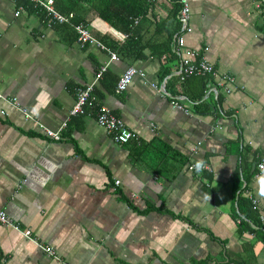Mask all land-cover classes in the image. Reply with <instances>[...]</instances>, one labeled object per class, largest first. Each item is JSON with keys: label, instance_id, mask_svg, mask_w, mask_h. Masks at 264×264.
Returning a JSON list of instances; mask_svg holds the SVG:
<instances>
[{"label": "crops", "instance_id": "1", "mask_svg": "<svg viewBox=\"0 0 264 264\" xmlns=\"http://www.w3.org/2000/svg\"><path fill=\"white\" fill-rule=\"evenodd\" d=\"M23 1L0 0V212L17 227L0 223V264H264V239L236 216L239 199L256 201L261 227L250 226L264 233V0H187L185 47L216 74L183 80L177 59L159 55L179 32L171 0H142L147 11L128 34L82 2L73 24L118 58L98 81L110 54L80 47L72 25L48 26ZM133 34L132 57L105 44ZM127 68L144 77L118 95ZM90 84L139 143H114L94 107L70 115ZM199 94L205 115L192 110Z\"/></svg>", "mask_w": 264, "mask_h": 264}, {"label": "built area", "instance_id": "2", "mask_svg": "<svg viewBox=\"0 0 264 264\" xmlns=\"http://www.w3.org/2000/svg\"><path fill=\"white\" fill-rule=\"evenodd\" d=\"M30 3L33 5L34 9L41 10L45 14V23L48 26L53 25H63V24H70L73 26L75 33L77 35V43L80 47L85 45H93L102 50H106L110 54L109 62L102 65L98 72L96 73L95 81H98L101 76L107 71L110 62L117 61V55L111 51H109L104 45H102L99 41L92 37L88 28L83 23L73 24L74 15L72 13L68 14H61L57 12L54 8L52 0H29ZM178 4L180 5L177 18L180 22V32L173 37L171 43V51L175 55L177 59V67H178V76L180 79H186L192 76L198 77H210L216 74V70L212 64H210L204 56L200 54V52L187 49L185 47V39L184 33L189 31L187 27V23L189 20V7L187 0H178ZM19 11L15 12V16L17 17L20 13ZM133 24L138 23V19H133ZM127 35H120L121 39L126 38ZM136 75L140 77H144V74L140 71H136L134 68H127L119 78L116 87L115 93L120 95L124 91H126L129 83ZM222 81L224 82H232L231 80L227 79L226 77H221ZM94 85L90 84L85 87L78 88L76 90V98L75 104L70 111L71 116H83L85 115L86 107H94L96 109V123L98 127L103 129L112 141L119 145H124L130 141H134L139 143L138 137L136 134L130 130H128L122 120L114 116L108 109L104 106L98 105L96 103V99L93 95ZM226 94L230 93L229 89H226ZM1 98V97H0ZM9 103V101L7 100ZM174 107L178 109H182L178 103H172ZM28 118V117H27ZM42 134L52 140V141H60L61 140V132H53L48 129H42ZM262 164L258 165V168L262 170ZM189 171H196L202 172L208 170V167L204 164H192L188 167ZM115 186H118L120 183L119 181L114 182ZM253 208L255 209L257 206L256 201H252ZM0 223L3 225L12 226L14 229L17 230V227L13 225L6 217L4 212H0ZM23 236L30 240V232L25 231L23 232ZM42 250L49 256L55 257L54 251L49 247H41Z\"/></svg>", "mask_w": 264, "mask_h": 264}, {"label": "trees", "instance_id": "3", "mask_svg": "<svg viewBox=\"0 0 264 264\" xmlns=\"http://www.w3.org/2000/svg\"><path fill=\"white\" fill-rule=\"evenodd\" d=\"M171 1L175 6L173 17L176 18L180 5L178 4V0H171ZM82 2L87 3L92 8L93 13L96 17L100 18L102 21L107 23L115 30H118L119 32L125 34L132 33V30L130 28L132 19L135 17L144 16L145 12L147 11L146 4H144L142 0H55L54 7L58 12L64 15L70 12L78 13L79 9L81 8ZM22 3L26 5L28 3V0H25ZM30 12L35 13L37 16H40L44 21L45 14L41 10L30 9ZM177 22L179 26L178 29L180 32L181 26H180V22L178 21V18H177ZM71 32L73 31L71 30ZM171 37L172 36H170L169 42L163 46L162 50L159 53V55L161 57H164L166 60L169 59L172 60L176 58L171 51V43L173 40V38ZM137 42H138L137 37L135 36V34H133V36L128 37V39H126L123 44H115V43H105V44H107L108 47L114 50L122 58H128L132 55L131 52L135 50L134 48L136 47ZM198 78L204 79L205 77L201 76ZM171 86L172 87L174 86V82L171 84ZM171 90L172 89L170 88V91ZM171 93L173 95L175 94L173 90ZM191 100L192 102H195L194 106L192 107V110L196 114L205 115L206 113H208V111H210L209 105L205 101H202L201 94H199L198 96L191 97ZM243 200L239 199V201L237 202L238 211L236 216L240 219L239 229L242 231H246V230L250 231L256 234L258 238L264 239L263 232H259V229H254L250 226V224H253L258 228L261 227L260 222L258 221V213L256 212V209H254L250 205V202ZM245 205L248 206L245 207Z\"/></svg>", "mask_w": 264, "mask_h": 264}, {"label": "clouds", "instance_id": "4", "mask_svg": "<svg viewBox=\"0 0 264 264\" xmlns=\"http://www.w3.org/2000/svg\"><path fill=\"white\" fill-rule=\"evenodd\" d=\"M261 167L264 168V165H262ZM257 195L260 198H264V176H262L259 180V188H258ZM208 198L210 199V197Z\"/></svg>", "mask_w": 264, "mask_h": 264}]
</instances>
